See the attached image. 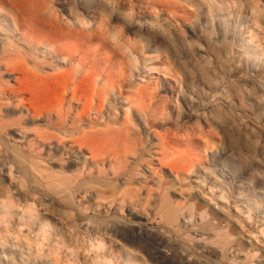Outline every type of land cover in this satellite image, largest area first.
Instances as JSON below:
<instances>
[{"label":"rangeland","instance_id":"rangeland-1","mask_svg":"<svg viewBox=\"0 0 264 264\" xmlns=\"http://www.w3.org/2000/svg\"><path fill=\"white\" fill-rule=\"evenodd\" d=\"M102 2L0 0L33 48L13 63L31 71L16 99L35 106L0 109V264H264V0ZM28 18L90 41L54 64L48 35L19 40ZM82 57L66 86L58 72ZM86 72L116 83L103 109ZM75 89L76 109L92 105L76 138L100 132L81 143L47 127ZM42 132L55 137L30 152Z\"/></svg>","mask_w":264,"mask_h":264},{"label":"bare ground","instance_id":"bare-ground-1","mask_svg":"<svg viewBox=\"0 0 264 264\" xmlns=\"http://www.w3.org/2000/svg\"><path fill=\"white\" fill-rule=\"evenodd\" d=\"M25 1V0H24ZM97 4H99V8H103L104 4L102 2V0H95ZM21 5V4H20ZM19 6V5H18ZM25 7V6H24ZM23 8V7H22ZM21 8V9H22ZM20 11V10H19ZM22 11V10H21ZM24 11V10H23ZM20 13V12H19ZM23 14L25 12H22ZM21 14V13H20ZM32 15V13L30 14ZM29 15V16H30ZM25 16V15H23ZM21 18V17H20ZM41 18V17H40ZM22 19V18H21ZM3 21V23L0 22V25H3L4 26L2 28H5L7 29L6 31V34L4 35L5 39L4 41H2V46L0 47V109H4L5 111H7L8 113L10 112V105H12L13 107H15L16 109H24L25 107H27L28 105H32L31 103V100L32 99H26V100H19L18 101V97L16 99V96H19V97H22V96H28L29 93L27 92H23V88L21 86V84H23V82L27 79V77H29L31 71H29L26 66H25V63H22V62H18V64H14L13 62L15 61V53H21V54H29L32 50L30 48V50L28 49H25V48H21L20 46H18L16 43L17 42H14L13 41V38L15 40V37L18 36V33L16 30H14V28L12 27L13 25H10V21H9V18H6L4 17L3 15L0 16V21ZM42 20V19H41ZM43 20L45 21V19L43 18ZM42 20V21H43ZM19 21V20H18ZM22 21V20H21ZM47 22V21H46ZM16 23V22H15ZM43 22H41L38 19H32V18H28L27 20H24L21 22L20 24V28H19V34H20V39L19 40H23L25 39L29 45L28 47H34V46H37L35 45V43H38V42H42L41 38L43 39L42 36H46L48 35L50 38L46 40V43H48L49 45L51 46H54L56 45V47H52L53 49H51V51H44L46 55L52 57L51 60H53L52 63L54 64H57L56 62L59 60L58 57L59 56V51L60 53L63 52L65 53V56L62 57V61L64 63L65 62H72V60L74 59V57L78 54H82V49L85 45V43L87 41H90L87 39L86 36H82V33H78V34H74V32H71L67 37H66V34H64L62 31L63 30H49L48 27L46 25H43L42 24ZM52 23V22H51ZM46 24V23H45ZM51 25V24H50ZM54 25V24H53ZM56 25V24H55ZM49 26V25H48ZM51 27V26H50ZM57 27V26H56ZM55 28V26H54ZM59 28V27H58ZM49 31V32H48ZM2 32H0L1 34ZM17 33V34H16ZM45 34V35H43ZM18 39V38H17ZM16 39V40H17ZM63 40H68L69 41V47L68 46H62L61 45L63 44ZM71 43V44H70ZM48 47V45H46ZM40 47V46H39ZM36 50H37V47H34ZM49 50V49H48ZM30 55V54H29ZM44 55V56H46ZM85 54L81 55L84 57ZM62 56V55H61ZM22 57V56H21ZM21 57H20V60H21ZM29 57V56H28ZM79 57V55H78ZM83 57L82 58H79L78 63L75 66H69V68L66 70V71H63L61 72V70L58 72V75L63 78L65 80V84L66 86L69 84V83H73V82H77L78 80V76L79 74L81 73V70L83 69V66H84V63H83ZM25 58V57H24ZM58 59V60H55V59ZM29 59H31L29 57ZM17 60V59H16ZM25 60V59H24ZM18 61V60H17ZM35 61V60H34ZM27 62V61H26ZM33 62V61H32ZM74 62V61H73ZM51 63V62H50ZM28 64V63H27ZM66 64V63H65ZM35 65V63H34ZM28 66V65H27ZM49 66V65H48ZM41 68V67H40ZM35 72V75H37L39 72H40V69L38 68V66L34 67L33 69ZM91 70V69H90ZM88 71V70H86ZM95 71V69H94ZM56 72V71H55ZM83 72V71H82ZM97 72V71H96ZM95 72V73H96ZM85 73V72H84ZM89 73V72H88ZM86 72V76L85 78H83V81H86L88 83L91 84V86H93L92 88V91L95 93L96 91V94L98 96L95 97V101H97V105L99 106L98 109H103V107H105V103L109 101V99H111L113 97V94L117 95L118 94V88L117 86L115 85L116 83H103L104 79L102 80H99L97 79L96 77L92 76L91 74H88ZM93 73V72H92ZM40 74V73H39ZM43 74V73H42ZM99 74V72H98ZM7 76L9 78H14L15 79V82L16 84L18 85V88H14V87H11V85H9V83H6L5 81H3L1 78L3 76ZM97 75V74H96ZM112 75V74H111ZM41 76V75H40ZM39 76V77H40ZM101 76V75H100ZM122 76V75H121ZM126 77V76H125ZM114 78V77H113ZM122 78V77H121ZM29 79V78H28ZM27 79V80H28ZM60 79V78H59ZM30 80V79H29ZM34 80V79H33ZM110 80H112V77H110ZM121 81V80H120ZM119 81V82H120ZM26 82V81H25ZM114 82V81H113ZM118 82V81H117ZM118 82V83H119ZM128 82L127 79H125V81H123L124 84H126ZM29 83V82H28ZM59 83V81H58ZM75 84V83H74ZM101 84H103L101 86ZM61 85V84H60ZM63 85V84H62ZM61 85V86H62ZM77 85V84H76ZM21 86V87H20ZM120 86V84H119ZM63 87V86H62ZM27 88V87H26ZM64 88V87H63ZM62 88V89H63ZM30 89V87H29ZM38 89V88H37ZM36 89V90H37ZM65 89V88H64ZM33 90V89H32ZM72 90V89H71ZM27 91V90H26ZM78 89H75L71 92L70 96V100L68 102V106L65 105V100H66V96L65 97H61L63 98V100L60 101L59 104H56V115L52 117V114L51 115H48L47 117H49L50 120V124L49 126L47 127H50V129H54L56 131H58L61 136H63L64 139H66L68 142L69 141H73L75 143H81V141H84V140H89L90 138H94L96 137V135H98L100 132H96V131H82L80 133V138H76V133L74 131V129L76 127L80 128V124L87 119V115H88V111H89V106H92V105H89L88 104V101L87 106H84L82 110H78L76 109L77 106H80V104L82 103V101L85 99H83V97H81L78 93ZM30 92V90H29ZM31 94V92H30ZM29 94V95H30ZM39 94V93H38ZM65 94V93H64ZM35 96V95H34ZM33 97V96H32ZM36 97V96H35ZM13 99H16L15 101ZM22 99V98H20ZM34 99V98H33ZM37 99V98H36ZM91 100V99H90ZM91 103H93V101ZM7 101H11L12 103L11 104H6L5 102ZM33 101V100H32ZM8 102V103H9ZM37 102V101H36ZM35 101L33 103H36ZM90 103V102H89ZM28 104V105H27ZM67 104V103H66ZM94 104V103H93ZM27 105V106H26ZM107 105V104H106ZM32 107H35L32 105ZM28 108V107H27ZM33 109V108H32ZM31 108L27 109V111H24V112H28L31 116H33V114L35 113V116H37V113L38 111H35L34 113L32 112ZM12 110V109H11ZM77 110V113H74L76 112ZM19 112V111H18ZM37 112V113H36ZM55 112V111H54ZM101 113V112H100ZM55 114V113H54ZM102 114L101 113V117H102ZM22 115V114H21ZM28 115V114H27ZM43 115V114H42ZM23 116V115H22ZM26 116V115H25ZM24 116V117H25ZM33 116V117H35ZM105 116V115H104ZM5 117V116H4ZM19 117V116H18ZM38 117V116H37ZM55 117V118H54ZM15 118V117H14ZM71 119V122L69 123L68 119ZM3 119V118H1ZM17 119V118H16ZM24 119V118H23ZM22 119V120H23ZM34 119V118H33ZM27 120V119H26ZM35 120V119H34ZM33 120V121H34ZM38 120V119H37ZM91 120V119H90ZM15 121V120H14ZM49 121V120H48ZM5 122V121H4ZM23 122V121H22ZM91 122V121H89ZM93 123V122H92ZM91 123V124H92ZM24 124V123H23ZM85 124V123H84ZM88 124V123H87ZM97 124V123H96ZM2 125H4L2 123ZM17 126V125H14V123L10 124L9 126ZM22 125V123H21ZM12 126V127H13ZM108 126V125H107ZM95 127V126H94ZM94 127H92L91 130H94ZM97 127V125H96ZM109 127V126H108ZM3 129V128H2ZM6 129V127L4 128ZM77 129V128H76ZM89 130V129H88ZM99 131V130H98ZM101 131V130H100ZM38 134V133H37ZM60 136V135H59ZM60 136V137H61ZM37 138L35 139V143H33L30 147V152H35L36 150L34 149L35 146L37 145H40V147H43L41 145H45L46 146V142L44 140L46 139H51L53 137H55L53 135V133H49V132H42V133H39V135L36 136ZM43 140H40L39 138H41ZM55 142V141H54ZM65 146H66V142L63 141L62 142ZM53 144V143H52ZM51 144V145H52ZM55 144V143H54ZM57 145V143H56ZM53 146V145H52ZM51 147V146H50ZM77 147V146H76ZM28 148V146H27ZM68 148V147H67ZM62 150V149H61ZM71 150V149H70ZM68 151V150H67ZM74 151V150H73ZM81 151V150H80ZM41 153V152H40ZM70 153V152H69ZM80 153V152H79ZM29 154V153H28ZM65 154V153H64ZM67 154V153H66ZM72 154V153H70ZM69 154V155H70ZM32 155V154H31ZM68 155V156H69ZM79 156V155H78ZM42 157V156H41ZM73 157V156H72ZM38 158V157H37ZM91 160L92 162H94L95 164H97V166H100L98 165L99 162H102V160H99V157L98 155L94 154V152H92L91 154ZM154 160V159H152ZM104 161V160H103ZM106 161V160H105ZM122 161V159H121ZM91 162V163H92ZM5 163V162H4ZM29 163V161H28ZM106 163V162H105ZM142 163V162H141ZM94 164V165H95ZM32 165V164H31ZM85 165V164H84ZM87 165V164H86ZM92 165V164H91ZM103 165V164H102ZM34 166V165H33ZM32 167V166H31ZM88 168V167H87ZM93 168V167H92ZM97 168V167H96ZM101 168V167H100ZM36 169V168H35ZM91 170V169H90ZM99 170V168H98ZM92 171V170H91ZM103 170L101 169V172ZM93 172V171H92ZM100 172V170L98 171ZM100 172V173H101ZM90 173V172H89ZM81 174V173H80ZM78 174V175H80ZM91 174V173H90ZM93 174V173H92ZM87 175V173H86ZM86 175H84V179L86 178ZM103 175V173H102ZM83 176V174H82ZM88 176V175H87ZM79 177V176H78ZM81 177V176H80ZM77 178V177H76ZM88 178V177H87ZM83 179V180H84ZM77 181V180H76ZM82 179H80V182L78 181V184L76 185V187H78L81 183ZM82 186V185H80ZM78 191V189H77Z\"/></svg>","mask_w":264,"mask_h":264}]
</instances>
